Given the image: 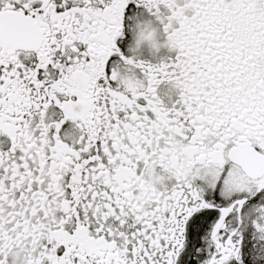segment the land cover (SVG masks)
Instances as JSON below:
<instances>
[{
    "label": "snow or ice",
    "instance_id": "6c2138e0",
    "mask_svg": "<svg viewBox=\"0 0 264 264\" xmlns=\"http://www.w3.org/2000/svg\"><path fill=\"white\" fill-rule=\"evenodd\" d=\"M0 264H264V0H0Z\"/></svg>",
    "mask_w": 264,
    "mask_h": 264
}]
</instances>
